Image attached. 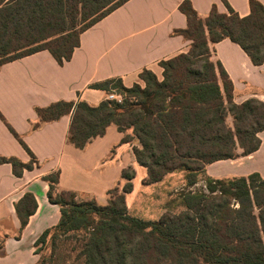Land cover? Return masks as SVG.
<instances>
[{
    "label": "trees",
    "instance_id": "trees-1",
    "mask_svg": "<svg viewBox=\"0 0 264 264\" xmlns=\"http://www.w3.org/2000/svg\"><path fill=\"white\" fill-rule=\"evenodd\" d=\"M126 1L0 0V65L41 50H49L64 64L80 46L82 32ZM223 1L227 12L213 6L205 18L190 0L180 3L187 27L174 34L190 40L191 46L160 61L162 79L143 69L139 75L143 84L128 87L121 78L93 84L107 95L120 94L121 101L106 96L94 106L84 100H61L36 110L40 122L71 114L68 139L78 148L102 136L112 124L123 132L132 129L140 142L133 151L148 171L147 183L182 171L187 188L204 178L205 189L182 192L181 212L144 220L127 211L126 195L133 190L136 174L132 167L122 172V191L118 186L109 190L115 197L107 205L96 200L79 202L74 192L59 190L60 172L56 171L45 179L50 185L48 198L60 206L61 218L39 236L35 246L48 238L81 232L84 264H264V178L259 173L226 178L206 175L213 162L256 151L261 144L258 134L264 130V101L255 97L234 101V84L222 63L214 59L213 46L228 38L254 64H263L264 4L250 0V14L240 16ZM12 132L31 160L0 157V164L11 163L20 175L24 168L33 167L36 157ZM123 140L129 141L130 136ZM37 206L30 192L17 204L22 227Z\"/></svg>",
    "mask_w": 264,
    "mask_h": 264
},
{
    "label": "crops",
    "instance_id": "crops-1",
    "mask_svg": "<svg viewBox=\"0 0 264 264\" xmlns=\"http://www.w3.org/2000/svg\"><path fill=\"white\" fill-rule=\"evenodd\" d=\"M182 1H126L82 32L80 46L62 65L49 50L0 65V157H15L24 163L31 160L12 129L36 157L33 167L24 168L20 175L11 163L0 164V264H34L36 240L60 221V206L48 198L47 175L59 171V190L74 192L79 202L96 200L100 205L107 203L109 190L124 185L122 172L128 167L136 174L127 196L159 183H147L148 171L133 151L140 144L132 129L123 132L112 124L102 136L78 148L68 139L71 114L40 122L36 110L61 100L98 105L107 93L94 83L121 78L128 87L143 84L139 77L143 69L162 79L160 61L187 52L191 46L190 40L174 34L187 27L186 15L179 8ZM190 1L203 18L213 6L222 13L228 11L223 0ZM257 1L264 4V0ZM226 2L240 16L250 14V0ZM213 46L214 59L222 63L234 84V101L243 103L253 97L264 101V63L254 64L228 38ZM125 135L129 141L123 140ZM258 136L261 144L256 151L213 162L206 175L226 178L259 173L264 178V130ZM27 192L34 194L38 206L22 227L16 206Z\"/></svg>",
    "mask_w": 264,
    "mask_h": 264
},
{
    "label": "rangeland",
    "instance_id": "rangeland-1",
    "mask_svg": "<svg viewBox=\"0 0 264 264\" xmlns=\"http://www.w3.org/2000/svg\"><path fill=\"white\" fill-rule=\"evenodd\" d=\"M228 122L232 125L233 119L230 117ZM205 185L206 181L202 178L194 187L187 188L184 172H174L159 181L157 185H151L148 188L142 187L139 192H136L131 197L127 196V194V211L132 216L144 220H158L165 213H179L184 209L181 197L182 192L190 189L193 191L204 190ZM123 186H118V189L122 191ZM114 197L113 194H108V201L104 205L109 204ZM80 233L71 232L61 235L55 240L48 238L45 244L40 243L36 246L38 253H36L37 260L34 264L42 262L43 264H84Z\"/></svg>",
    "mask_w": 264,
    "mask_h": 264
},
{
    "label": "built area",
    "instance_id": "built-area-1",
    "mask_svg": "<svg viewBox=\"0 0 264 264\" xmlns=\"http://www.w3.org/2000/svg\"><path fill=\"white\" fill-rule=\"evenodd\" d=\"M107 98L109 99H115V100H118V101H121V95L116 93L115 91L111 92L110 94L107 95Z\"/></svg>",
    "mask_w": 264,
    "mask_h": 264
}]
</instances>
